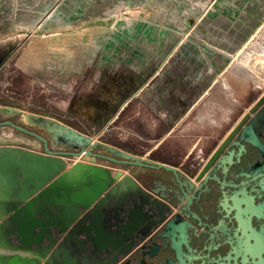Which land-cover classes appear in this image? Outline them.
Listing matches in <instances>:
<instances>
[{"label":"crops","instance_id":"obj_1","mask_svg":"<svg viewBox=\"0 0 264 264\" xmlns=\"http://www.w3.org/2000/svg\"><path fill=\"white\" fill-rule=\"evenodd\" d=\"M8 6L0 0V41H14L0 48V110L22 113L33 126L60 124L103 142L105 129L120 121L130 132L118 136L123 144L106 143L172 165L202 163L207 148L227 133L233 121L219 116L221 111L215 117L208 114L213 103L206 95L214 74L227 67L228 39L190 34L155 52L150 43L157 40L159 28L165 30V20L60 16L48 14L51 4L29 11L28 29L16 33L13 20L1 12ZM17 75L29 80L23 102L18 100L20 86L7 88ZM53 105L60 113L47 108ZM39 133L48 138L51 148H63L50 132ZM22 147L43 152L40 144ZM65 159L67 166L85 161L82 156ZM99 162L113 174H131L143 185L146 169ZM157 171L149 173L156 177ZM22 253L32 256L0 245V264Z\"/></svg>","mask_w":264,"mask_h":264},{"label":"water","instance_id":"obj_2","mask_svg":"<svg viewBox=\"0 0 264 264\" xmlns=\"http://www.w3.org/2000/svg\"><path fill=\"white\" fill-rule=\"evenodd\" d=\"M260 103H264V96L223 140L199 177L206 175V179H212L209 177L212 174L225 173L226 165L236 167L250 161L251 147L256 142L247 130L254 129L256 117L242 125ZM44 125L63 148H51L48 138L11 120L0 121V127L8 126L31 136L43 148V152H37L22 146L0 147L11 148L0 152V245L32 254L29 258L15 254L9 263L56 264L62 260L70 264L71 256L83 251L85 242H90L99 259L108 264L125 257L137 240L140 242L150 233V225L144 231L147 225L144 209L156 212L159 217L161 201L131 174L121 176L119 171L113 174L108 166L95 161L163 169L173 176H177L176 168L94 140L64 125L48 122ZM81 156L88 160L76 161L70 167L76 169L83 163V178L60 182L67 166L65 157ZM127 200L133 202V208L128 207ZM58 248L63 255H58ZM164 250L146 254L152 264H158Z\"/></svg>","mask_w":264,"mask_h":264},{"label":"flooded vegetation","instance_id":"obj_3","mask_svg":"<svg viewBox=\"0 0 264 264\" xmlns=\"http://www.w3.org/2000/svg\"><path fill=\"white\" fill-rule=\"evenodd\" d=\"M263 96L264 89L248 97L246 107L242 106L231 118L233 122L225 136L207 148L202 163L173 165L177 176L161 169L153 177L149 173L152 170L146 169L143 186L161 201L158 204L161 214L157 217L156 212L145 208L144 231L150 225L149 235L140 242L137 240L125 257L110 264H152L146 252L164 248L158 264H260L264 261V103L242 125L246 126L256 117L254 129L247 130L256 142L251 147L250 161L236 167L226 165L225 173L212 174L209 176L212 179H206V175L199 177L223 140ZM127 205L134 207L131 200H127ZM78 252L71 256L70 264H108L99 259L90 242H85L83 251ZM56 264L66 263L61 260Z\"/></svg>","mask_w":264,"mask_h":264},{"label":"rangeland","instance_id":"obj_4","mask_svg":"<svg viewBox=\"0 0 264 264\" xmlns=\"http://www.w3.org/2000/svg\"><path fill=\"white\" fill-rule=\"evenodd\" d=\"M5 2H9V6L1 9V12L7 19L13 20L16 33H25L28 29L29 11L40 5L51 4L53 7L47 13L52 12L60 16L95 18L103 15L131 22L138 20L146 22L152 17L165 20L167 24L164 33L159 28L157 40L150 41V47L154 48L155 52L163 46L166 50L169 46L178 44L190 34L228 39V48L224 51L227 67L223 73L214 74L215 82L206 95L213 103L207 107L208 114L211 113L215 117L217 112L221 111L219 116L227 122L238 114L237 111L242 106L246 107L245 102L252 93L264 89V0H5ZM168 34L171 37H166ZM12 42L13 39L6 43L0 41V48L4 49ZM258 60L263 62L260 63L262 67L255 64ZM257 82L259 85H255ZM12 84L21 87L18 100L23 102V96H26L23 89L29 88L27 76L17 75L14 82H9L7 88L12 89ZM37 106L45 108L43 104ZM47 108L57 113L61 110L55 105ZM2 120H11L38 133H49L45 126H40L41 124L31 125L28 117L22 113L0 110V121ZM84 129L92 131L88 127ZM126 131L120 121H114L105 129L102 138L107 140L106 142L123 144L120 143L118 136L124 137ZM39 144L31 136L11 127H0V147H34ZM99 160L95 162L101 164Z\"/></svg>","mask_w":264,"mask_h":264},{"label":"bare ground","instance_id":"obj_5","mask_svg":"<svg viewBox=\"0 0 264 264\" xmlns=\"http://www.w3.org/2000/svg\"><path fill=\"white\" fill-rule=\"evenodd\" d=\"M263 64V62L261 60L256 61V65L257 66H261L260 65ZM11 148H1L0 152H7L9 151ZM85 170V165L83 163H80L79 166L76 169H72L70 166H66L65 171L63 172V174L61 175V177H59L60 182H64V183H68L71 181H76V180H81L83 178V171ZM29 254L28 253H22V258H28ZM15 260H12V262H14ZM5 264H9V263H5Z\"/></svg>","mask_w":264,"mask_h":264},{"label":"built area","instance_id":"obj_6","mask_svg":"<svg viewBox=\"0 0 264 264\" xmlns=\"http://www.w3.org/2000/svg\"><path fill=\"white\" fill-rule=\"evenodd\" d=\"M127 133V135L130 133V132H126Z\"/></svg>","mask_w":264,"mask_h":264}]
</instances>
